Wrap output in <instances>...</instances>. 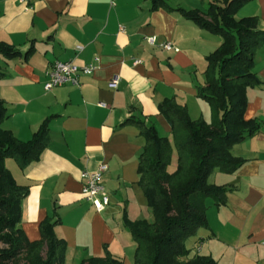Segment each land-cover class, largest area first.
Masks as SVG:
<instances>
[{"label":"crops","instance_id":"crops-1","mask_svg":"<svg viewBox=\"0 0 264 264\" xmlns=\"http://www.w3.org/2000/svg\"><path fill=\"white\" fill-rule=\"evenodd\" d=\"M167 1L173 8L205 11L220 0ZM247 16H258L264 27V0L247 2L235 14ZM149 36L178 50L151 45ZM0 39L20 51L12 58L0 55L5 72L0 99L8 107L1 127L29 140L48 120L49 141L38 160L23 169L6 158L16 180L30 188L20 223L27 239L39 240L41 222L53 217L59 220L57 236L67 243L65 264L104 256L106 246L124 264H133L136 243L123 217L148 220L152 209L139 184L145 139L136 124L124 121L135 115L172 141V127L159 107L168 98L185 104L193 119L208 120L210 105L198 86L205 83L206 56L222 36L180 11L154 7L152 0H36L31 6L0 0ZM96 56L98 68L79 85L46 90L55 60L86 65ZM255 61L261 83L248 88L245 116L259 120L261 128L234 145V155L244 159L236 171L216 168L210 175L211 183L227 187L225 201L207 199L210 228L187 241L215 264H264V46ZM115 77L119 83L111 87ZM102 163L111 203L99 212L82 193L81 174Z\"/></svg>","mask_w":264,"mask_h":264},{"label":"trees","instance_id":"trees-1","mask_svg":"<svg viewBox=\"0 0 264 264\" xmlns=\"http://www.w3.org/2000/svg\"><path fill=\"white\" fill-rule=\"evenodd\" d=\"M252 0H220L200 9L173 8L167 0H152L153 6L180 11L201 27L222 36L221 45L208 54L205 83L198 94L212 106L210 121L193 119L188 107L173 98L160 104V111L172 127V141L159 134L135 115L124 123L136 124L145 139L139 157V184L155 220L132 221L123 217L124 227L136 243L133 264H215L208 255L194 253L187 241L201 228H210L207 199L221 205L227 187L211 183L209 177L218 168L236 171L244 159L234 155V145L255 135L261 128L256 118H246L248 88L261 83L254 71L255 54L264 46V27L258 16L235 17ZM32 49L28 51L30 54ZM20 51L0 39V55L15 57ZM5 72L0 70V79ZM8 115L5 100L0 99V123ZM46 120L29 140L18 138L0 125V264H65L67 243L55 232L58 219L47 217L40 224L42 237L30 241L20 226L22 200L30 188L19 183L6 165L14 158L23 169L39 159L49 141ZM177 152V166L172 157ZM79 264H124L106 246L104 256L85 258Z\"/></svg>","mask_w":264,"mask_h":264},{"label":"built area","instance_id":"built-area-1","mask_svg":"<svg viewBox=\"0 0 264 264\" xmlns=\"http://www.w3.org/2000/svg\"><path fill=\"white\" fill-rule=\"evenodd\" d=\"M28 6H31L36 0H20ZM151 45H158L167 50H178L171 42L157 41L155 36L147 37ZM78 49H82L81 46ZM100 58L95 57L93 63L79 65L72 60H55L48 70V80L45 83L46 90L53 89L65 84L79 85L83 75H90L98 68ZM119 79L113 78L110 82L111 87H117ZM107 165L102 163L95 171L84 170L81 174L82 193L86 200L90 201L97 211L105 210L111 203L110 195L103 184V173Z\"/></svg>","mask_w":264,"mask_h":264},{"label":"rangeland","instance_id":"rangeland-1","mask_svg":"<svg viewBox=\"0 0 264 264\" xmlns=\"http://www.w3.org/2000/svg\"><path fill=\"white\" fill-rule=\"evenodd\" d=\"M208 56V55H207ZM207 56H206V61H207V67H208V64H209V62H208V59H207ZM207 67H206V69H207ZM206 71V70H205ZM202 98V97H201ZM203 99V98H202ZM207 101V100H206ZM208 102V101H207ZM208 104L210 105V103L208 102ZM212 106L210 105V118L208 119V121H210L211 120V118H212ZM201 117V116H200ZM199 117V118H200ZM247 118V117H246ZM198 119V118H197ZM207 120V119H206ZM172 160H173V165L174 166H177V152H175L174 154H173V157H172ZM172 165V164H171ZM152 215H151V217L150 218H148V221L149 222H153L154 220H155V218H154V215H153V213H151ZM122 258V257H121ZM122 260H123V258H122ZM124 261V260H123Z\"/></svg>","mask_w":264,"mask_h":264}]
</instances>
